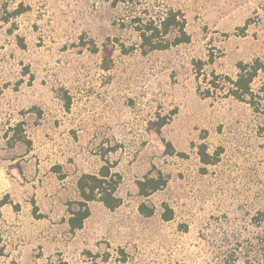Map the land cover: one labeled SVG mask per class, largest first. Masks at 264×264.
<instances>
[{
    "label": "rangeland",
    "instance_id": "374dc122",
    "mask_svg": "<svg viewBox=\"0 0 264 264\" xmlns=\"http://www.w3.org/2000/svg\"><path fill=\"white\" fill-rule=\"evenodd\" d=\"M167 8L182 13L189 41L142 54L132 18ZM257 57L264 0H0V166L22 176L16 199L7 194L19 210L0 209V264H264V74L251 84L259 112L225 91L203 96L211 72L235 77L237 61ZM158 117L159 134L148 126ZM19 121L28 144L11 139ZM201 142L220 151L205 173ZM101 156L121 175L122 203L89 202L70 233L78 172H96ZM50 163L69 172L48 192ZM156 171L166 185L139 197L136 180Z\"/></svg>",
    "mask_w": 264,
    "mask_h": 264
},
{
    "label": "trees",
    "instance_id": "16d2710c",
    "mask_svg": "<svg viewBox=\"0 0 264 264\" xmlns=\"http://www.w3.org/2000/svg\"><path fill=\"white\" fill-rule=\"evenodd\" d=\"M131 22L139 39L137 47L142 54L156 50H165L182 43H187L190 39L189 34L185 30V20L182 13L172 8H167L156 16L148 15L146 18L134 16ZM118 45L122 54H127L135 49L133 46H124L122 43ZM91 49L93 52H98L99 50L93 43ZM102 52L104 58L110 55V52L106 51L105 47L102 48ZM203 63L200 60L193 63L196 80H199L200 76L203 79L206 77L202 72ZM101 67L104 70L109 68L108 64H102ZM235 67V77L218 75L211 72V78L203 96H210L211 93L217 90L225 91L227 96L247 103L256 112L261 111V99L263 98L253 91L251 84L260 73L264 74V59L257 57L250 61L239 60L235 63ZM68 103V101L65 102L66 108H68ZM165 123V118L158 117L157 120L149 121L148 126L159 134L160 129ZM11 129L13 130L11 136L13 141L24 144L29 143L22 134L20 121ZM165 146L166 153L171 154L174 152L169 141H165ZM196 147L201 171L205 173L209 166L218 163L220 151L219 149H215L209 152L204 142L199 143ZM101 157L103 163L98 167L96 172H81L76 179L75 187L78 198L70 202L67 208L68 217L66 224L70 233L81 229L85 219L90 215L89 202L98 201L110 211L115 210L122 203L121 197L116 194L117 188L121 183V175L112 169L113 166L107 159H104L103 156ZM166 183L167 177L162 172L156 171L154 174L149 172L141 179L136 180L137 195L145 199L155 191L163 188ZM3 204H10L15 211L19 210L20 207L18 203H13L9 200L7 194L0 199V206ZM72 204H75L76 207L72 208ZM31 205L32 215L35 218L43 217L42 214L37 212L38 207L34 200H31ZM161 207V219L163 221L171 220L173 218L172 209L166 203H163ZM137 210L144 217H149L154 213V207L148 206L144 200L138 204Z\"/></svg>",
    "mask_w": 264,
    "mask_h": 264
},
{
    "label": "crops",
    "instance_id": "0c3cea01",
    "mask_svg": "<svg viewBox=\"0 0 264 264\" xmlns=\"http://www.w3.org/2000/svg\"><path fill=\"white\" fill-rule=\"evenodd\" d=\"M52 166H53V163H50L48 166L47 173H46V181L45 182H46V184L48 183V190H49L48 192H50L51 188L55 189L56 186L63 185L65 183V181L68 180V172H69L68 169H64L62 167L61 168L62 171H61V170H59L60 168L52 167ZM3 170H4V168L1 165L0 166V194L1 193L8 194L11 199L15 200L16 196L14 194V182H16L17 179L22 180V176L19 177V175L15 176V174H12L13 177L9 178L4 173ZM79 174H80V172H78V176H79ZM39 177H41V174H38L35 176V181H38ZM41 182L43 183L44 181L42 180ZM75 182H76V180H75ZM10 206H11L10 204H3L2 206H0V209L6 208V207H8V209H9Z\"/></svg>",
    "mask_w": 264,
    "mask_h": 264
}]
</instances>
